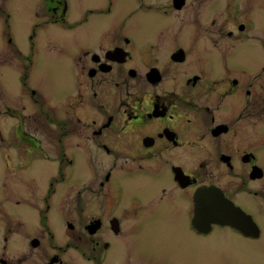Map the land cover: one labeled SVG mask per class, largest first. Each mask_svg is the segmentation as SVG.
<instances>
[{
    "label": "flooded vegetation",
    "instance_id": "af4514ba",
    "mask_svg": "<svg viewBox=\"0 0 264 264\" xmlns=\"http://www.w3.org/2000/svg\"><path fill=\"white\" fill-rule=\"evenodd\" d=\"M225 1L229 25L201 26ZM242 4L92 0L73 20L72 0H38L29 53L0 5L1 46L22 58L0 109V264H264V29ZM58 25L86 37L38 53ZM42 53L61 61L34 87ZM207 190L231 222L203 215Z\"/></svg>",
    "mask_w": 264,
    "mask_h": 264
},
{
    "label": "rangeland",
    "instance_id": "374dc122",
    "mask_svg": "<svg viewBox=\"0 0 264 264\" xmlns=\"http://www.w3.org/2000/svg\"><path fill=\"white\" fill-rule=\"evenodd\" d=\"M38 0H0V5H8V9L11 10V16L12 18L10 19L11 21V35L14 37V39L17 41V45L19 46L20 49L23 51L29 53L31 49V41H30V30H31V25L32 21L35 17L34 15V9H35V3H37ZM92 5V0H72V10H71V18L73 20L81 19L83 15L85 14L87 7L89 5ZM244 1H246V9H245V4ZM254 3L257 2H262L264 3V0H253ZM128 3L131 4L132 0H128ZM205 6H203V11H206V2L204 3ZM192 7H196V3L192 5ZM130 8H127V10ZM126 10V11H127ZM125 11V12H126ZM189 13V12H188ZM196 13V12H195ZM239 12L234 11V15L238 14ZM240 13H243L244 15L249 13L252 17H255L254 15L257 14V20H262L260 22H257V28L258 31L262 28L264 29V10H258L257 13L254 12L253 10V5L250 2V0H243V4L240 7ZM212 14H219V17L216 19V25H212L211 19H207V21H204V23H200L201 26H210L209 30L211 27L213 28H218V26H222L224 24H228L227 22L223 23L226 18L232 19L230 13H228V7L226 5V1L219 7V9L214 10ZM256 18V17H255ZM262 18V19H259ZM223 23V24H222ZM149 26V31L151 33H154L157 31V27L154 26L153 23H148ZM212 31V30H210ZM76 36V37H75ZM155 35H151V37H154ZM86 37V32L83 27H81L77 35L75 32L67 25H58V26H49L48 28H45L42 30L39 35H38V44L40 43L38 53L42 52V48L45 46L47 42H50L52 40L60 41L67 46H72L75 42L76 39H84ZM2 41L0 40V109L3 110L5 104V98L6 96L10 98H15V88L19 85V78L16 77V73L14 71V63H18L22 60V58L16 51L13 46H8V44H5L3 46ZM249 46H254V44L251 45H243L241 46V51L239 53H247L253 51ZM13 48V50H12ZM52 55H44L42 53L41 55V63L40 65H36L32 69L31 77H30V83L34 86L37 87L40 84L45 83L46 81H49L50 83L52 82V76L51 72L55 68V66L61 61L60 58L56 59H51L50 61L47 62L46 59L50 58ZM14 58L16 61H14ZM47 62V64H43ZM19 91V89H18ZM18 94V93H17ZM6 120L7 118L4 116H0V128L4 132V128L6 126ZM36 166L35 170H32V172L37 174V177L39 179H42L43 177L51 176L52 173L54 172V169L51 167L47 168L46 166H42L41 163L36 162L34 164ZM77 168V167H76ZM139 181H136L135 183H130L128 180H125V185L130 193L137 192L140 190H143L139 185ZM36 185H29L28 188L29 190H35ZM13 209H16L18 205H9ZM27 209L28 211L31 210L30 207L25 206L23 207ZM18 212H21L22 210L17 208L16 209ZM153 235L154 236H159L162 233L161 228L157 227L152 229ZM137 235V233H136Z\"/></svg>",
    "mask_w": 264,
    "mask_h": 264
},
{
    "label": "water",
    "instance_id": "95a60500",
    "mask_svg": "<svg viewBox=\"0 0 264 264\" xmlns=\"http://www.w3.org/2000/svg\"><path fill=\"white\" fill-rule=\"evenodd\" d=\"M198 202H200V207L202 209L203 215L210 218L209 221H220L225 223L231 222L228 213V208L231 207V204L227 201L226 198H216L213 195L212 191L210 192V190H207L203 191V193L200 195V199L198 197Z\"/></svg>",
    "mask_w": 264,
    "mask_h": 264
},
{
    "label": "bare ground",
    "instance_id": "6f19581e",
    "mask_svg": "<svg viewBox=\"0 0 264 264\" xmlns=\"http://www.w3.org/2000/svg\"><path fill=\"white\" fill-rule=\"evenodd\" d=\"M228 209H229V211H228V210H227V211H228V213H229V219L231 220V218H232L233 216L231 217V214H230V208H228ZM223 214H226V213H223ZM223 214H222V215H223ZM219 215H220V214H219Z\"/></svg>",
    "mask_w": 264,
    "mask_h": 264
}]
</instances>
